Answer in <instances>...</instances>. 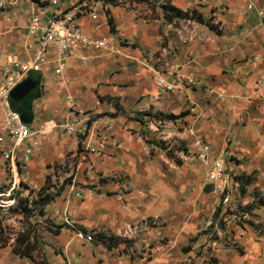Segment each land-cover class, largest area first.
<instances>
[{"label": "crops", "instance_id": "obj_1", "mask_svg": "<svg viewBox=\"0 0 264 264\" xmlns=\"http://www.w3.org/2000/svg\"><path fill=\"white\" fill-rule=\"evenodd\" d=\"M58 1L63 12L84 0ZM250 1L252 12L246 0H140L130 6L92 0L76 25L96 40L108 39L117 52L84 48L62 73L51 63L29 75L39 81L38 92L26 105L10 106L18 112L30 107L27 125L37 146L28 158L21 148L12 161L0 154V183L38 191L55 178L63 184L62 173L73 176L75 192L68 184L46 210V219L64 227L59 235L40 233L47 264H264V235L249 229L225 228L222 245L229 240L238 246L222 247L212 262L206 260L208 248L197 258L193 242L213 234L218 220L216 196L204 183V153L235 163L247 181V203H262L256 215L264 226V18L258 15L264 0ZM166 7L189 16L172 17ZM54 11L46 0H18L0 11V83L10 58L25 62L32 55V18L46 23ZM164 51L169 55L161 62ZM171 67L196 82L164 91L157 79ZM72 107L86 121L85 142L64 130ZM4 116L2 105L0 128ZM158 121L163 125L157 130ZM94 135L108 139L106 151L79 157L66 170ZM156 218L160 231L144 237L160 248L148 260L76 238L79 231L105 237ZM136 250L142 251L138 245ZM0 264L34 262L9 246L0 250Z\"/></svg>", "mask_w": 264, "mask_h": 264}, {"label": "built area", "instance_id": "obj_2", "mask_svg": "<svg viewBox=\"0 0 264 264\" xmlns=\"http://www.w3.org/2000/svg\"><path fill=\"white\" fill-rule=\"evenodd\" d=\"M49 5L55 8L52 17L46 22L42 23L37 16H34L28 26V35L35 39L34 42L27 44V50L31 52V57L25 62L12 57L9 59L10 70L0 83V106L3 105L5 109V116L2 120L0 128V154L7 161H12L15 152L21 148L26 155L30 157L37 143L33 139V133L29 125L25 124L21 119V114L14 111L10 106V95L12 91L19 85L24 83L31 73H41L44 68L51 63L56 65L57 73L64 72L69 66L70 62L82 51V49H90L96 52L115 53L113 45L108 39L96 40L80 30L76 25V20L85 12L90 11L92 7V0H84L77 3L71 9L61 12L58 10V0H46ZM140 0H101L106 6H130ZM247 2V11L252 12L255 8L250 0ZM18 0H0V11H5L10 7L16 6ZM258 15L264 18V11H259ZM53 54V59L49 54ZM167 52H162L160 61L163 62L168 58ZM167 63L164 65L165 67ZM172 77V81H168L166 77ZM195 77L191 73H186L182 68L171 67L168 71L163 72L157 79L158 87L166 92H173L180 87H185L187 84H194ZM76 107H72L70 117L64 124V130L75 135L85 142L88 137V130L83 129L86 123L84 118H79ZM89 122V121H88ZM163 125V122H156L153 126L158 130ZM93 141L85 143L84 150L81 155H72L66 168L76 167V160L81 157L85 160L89 156L101 155L108 147V139L103 136H93ZM202 164L206 169L204 173V183L209 187L216 196V208L218 220L216 222L215 232L211 235H205L204 238L208 244V256L216 257L219 251L226 246H238L234 241L226 240L227 243H221V238L224 237V229L229 226L241 229L244 231L252 230L258 237L264 235V226L256 215L259 200L253 199L252 203H247L244 194V176L235 167V163L229 160V157L213 160L207 153H204ZM114 180H119L114 177ZM75 184H70V190L75 192ZM79 197L81 195H78ZM66 224L75 228L74 224L67 219ZM213 225V224H212ZM157 229L160 231L161 222L159 219H151L136 223L133 225H126L112 235L101 237L99 235H87L81 231L76 233L78 241L84 243H94L97 241H108L109 239H116L122 243H141L144 245V256L149 259L155 256L159 251L160 246H154L151 239L145 238L144 234ZM156 238L160 243L164 242L161 233L157 232ZM115 240V241H116ZM155 242V241H154ZM125 243H122L124 246ZM126 248L135 259L139 258L140 254L135 252L132 248ZM123 247V246H121ZM143 256V257H144ZM144 257V258H145Z\"/></svg>", "mask_w": 264, "mask_h": 264}, {"label": "trees", "instance_id": "obj_3", "mask_svg": "<svg viewBox=\"0 0 264 264\" xmlns=\"http://www.w3.org/2000/svg\"><path fill=\"white\" fill-rule=\"evenodd\" d=\"M165 10L172 17L189 16L167 7ZM11 106L14 108L13 104ZM166 118L168 120L175 119L173 116ZM72 181L73 176H70L60 187H54L48 181L46 186L38 191L31 190L26 185L21 184V188L28 192L26 197L23 198L22 193L17 192L16 195L12 196L16 200L14 206L8 208L0 206V250L11 246L13 253L19 258L30 259L34 264H47L46 259L40 255L44 243L40 236L39 227H43L45 232L53 235L61 233L64 227L54 225L49 219H46V210L61 196L64 188ZM9 218L19 220L20 228L17 231L5 224ZM42 222L44 226L41 225ZM109 249H112V246Z\"/></svg>", "mask_w": 264, "mask_h": 264}, {"label": "rangeland", "instance_id": "obj_4", "mask_svg": "<svg viewBox=\"0 0 264 264\" xmlns=\"http://www.w3.org/2000/svg\"><path fill=\"white\" fill-rule=\"evenodd\" d=\"M69 168L67 167L66 168V170H68ZM68 171H70V169L68 170ZM18 173V170L17 171H15V174H17ZM62 175V177L65 179H67V175H65L64 173H62L61 174ZM57 176H58V174H57ZM245 179V178H244ZM65 181V180H64ZM245 181H246V179H245ZM50 182L52 183V185H54V187H60L62 184L60 183L59 184V182L57 181V178H55V179H53V180H50ZM63 182V181H62ZM15 184H10V183H7V182H2V183H0V206H4V207H11V206H14L15 205V203H16V200L15 199H13L12 198V196L15 194H17V192H21L22 193V197L23 198H25L26 197V195L28 194V192L27 191H24V189H22L21 188V185L18 183L17 185H15ZM53 192L55 191V189L54 190H52ZM260 204H262V203H260ZM215 210H216V212H217V208H216V201H215ZM18 218H21V217H18ZM18 219H16V218H9V219H7V221L5 222V224L7 225V226H9L10 228H12V229H15L16 231L20 228V224L18 223ZM41 225L42 226H44V224H43V222L41 223ZM39 231H40V233H43V232H45L44 231V229H43V227H39ZM205 234L206 233H202V234H200L193 242L195 243V245L198 247L197 248V251L198 252H195V254H196V256L198 255V257L197 258H202L201 256H203V253H204V251L208 248V244L206 243V240L207 239H205L204 238V236H205ZM146 238V237H145ZM148 239H150V238H148ZM116 239H109L108 241H98V243H101V244H103V246L106 248V249H108V250H118L119 252H121V251H125L124 249L126 248V245H127V248H131V243H129V244H126L125 242H123L122 241V243H125L126 245L124 246L120 241H115ZM152 240V239H151ZM153 241V245L154 246H156L155 245V242H154V240H152ZM207 242H208V240H207ZM137 245L140 247V249H142V251L139 253L140 255H142V256H144V252H143V247H144V245H143V242L141 241V243H134L133 245H132V248L135 250V252H137V250H136V247H137ZM110 246H112V249H109V247ZM121 246H123V247H121ZM189 248V247H188ZM190 249V248H189ZM192 250V249H191ZM189 251V250H188ZM193 251V250H192ZM128 252V251H127ZM191 252V251H190ZM158 253V252H157ZM156 253V254H157ZM125 254V253H124ZM155 254V255H156ZM128 256H130L131 257V259H135L134 257H132L130 254H127ZM142 256H140V257H142ZM139 257V258H140ZM145 257V256H144ZM143 257V258H144ZM147 260L149 259L148 257H145ZM204 258V257H203ZM207 258L208 259H206L207 261H209V262H212L213 261V259L214 258H211L210 259V257L208 256V253H207ZM189 264H194V262L193 263H189ZM197 264V263H196Z\"/></svg>", "mask_w": 264, "mask_h": 264}, {"label": "water", "instance_id": "obj_5", "mask_svg": "<svg viewBox=\"0 0 264 264\" xmlns=\"http://www.w3.org/2000/svg\"><path fill=\"white\" fill-rule=\"evenodd\" d=\"M38 85V80L33 77H28V79L24 81V83H22L12 91L10 95V101L17 104L26 105V103L38 92ZM29 110L30 107L27 106L26 108H23L21 111H19V113L21 114V119L25 124H28L30 122L28 114Z\"/></svg>", "mask_w": 264, "mask_h": 264}]
</instances>
